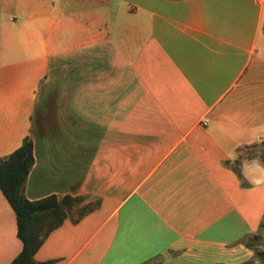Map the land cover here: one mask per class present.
Wrapping results in <instances>:
<instances>
[{
    "label": "crops",
    "instance_id": "obj_1",
    "mask_svg": "<svg viewBox=\"0 0 264 264\" xmlns=\"http://www.w3.org/2000/svg\"><path fill=\"white\" fill-rule=\"evenodd\" d=\"M28 136L26 197L94 203L37 262L236 256L264 220L240 169L264 146V0H0V158ZM22 249L0 189V264Z\"/></svg>",
    "mask_w": 264,
    "mask_h": 264
},
{
    "label": "trees",
    "instance_id": "obj_2",
    "mask_svg": "<svg viewBox=\"0 0 264 264\" xmlns=\"http://www.w3.org/2000/svg\"><path fill=\"white\" fill-rule=\"evenodd\" d=\"M34 163V142L30 136L11 155L0 158V189L16 214L18 237L23 243L21 253L11 264H54L52 260L37 262L34 257L49 235L64 223L74 203L79 201V198L69 196L59 200L55 195L29 200L25 185Z\"/></svg>",
    "mask_w": 264,
    "mask_h": 264
},
{
    "label": "rangeland",
    "instance_id": "obj_3",
    "mask_svg": "<svg viewBox=\"0 0 264 264\" xmlns=\"http://www.w3.org/2000/svg\"><path fill=\"white\" fill-rule=\"evenodd\" d=\"M251 152H244L246 158H250L251 155H256L262 162H264V146L259 145L251 148ZM230 166L236 170H239L238 163L230 164ZM244 185H247V182L244 181ZM82 201L74 203L73 208L70 211L72 217H81L91 208L93 204H82ZM243 248L236 251V256L230 257L227 255V258L224 261L220 262L222 264H264V220L257 234H253L242 241Z\"/></svg>",
    "mask_w": 264,
    "mask_h": 264
},
{
    "label": "clouds",
    "instance_id": "obj_4",
    "mask_svg": "<svg viewBox=\"0 0 264 264\" xmlns=\"http://www.w3.org/2000/svg\"><path fill=\"white\" fill-rule=\"evenodd\" d=\"M233 160L237 159V156L231 155ZM255 166L256 174L254 177L250 178L248 175L249 166ZM241 175L248 180L253 186L264 185V162H262L258 157L252 160H241L240 162Z\"/></svg>",
    "mask_w": 264,
    "mask_h": 264
}]
</instances>
